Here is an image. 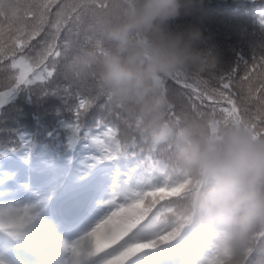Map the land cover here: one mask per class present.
<instances>
[{
    "label": "snow or ice",
    "instance_id": "obj_1",
    "mask_svg": "<svg viewBox=\"0 0 264 264\" xmlns=\"http://www.w3.org/2000/svg\"><path fill=\"white\" fill-rule=\"evenodd\" d=\"M50 27L41 36L14 32L0 20V133L9 130L5 121L22 115L13 103L19 94L41 104L62 100L47 134L52 144L20 129L13 141L0 143V264H135L141 256L149 264H235L185 207L190 178L88 85L65 78L60 58L71 36L59 19ZM205 56L215 86L177 73L172 81L189 90L178 94L181 100L229 119L243 113L264 130V39L252 46L251 60L239 57L228 71L217 73L216 57ZM169 115L176 117L174 108ZM34 173L47 177L43 193L31 183ZM98 209L104 215L86 226Z\"/></svg>",
    "mask_w": 264,
    "mask_h": 264
},
{
    "label": "clouds",
    "instance_id": "obj_2",
    "mask_svg": "<svg viewBox=\"0 0 264 264\" xmlns=\"http://www.w3.org/2000/svg\"><path fill=\"white\" fill-rule=\"evenodd\" d=\"M205 3L130 0L123 22L108 33L119 51L89 53L81 63L88 66L99 55V83L109 99L118 106L135 100L142 103L143 116L155 113L154 119H162L167 82L201 59L198 45L204 41L199 27L174 30L172 25ZM129 48L133 55L120 54ZM171 131L167 122L153 129V144ZM178 135L182 145L174 166L190 178L185 196L201 227L225 246L243 247L264 233V130L237 117L210 125L192 121Z\"/></svg>",
    "mask_w": 264,
    "mask_h": 264
},
{
    "label": "trees",
    "instance_id": "obj_3",
    "mask_svg": "<svg viewBox=\"0 0 264 264\" xmlns=\"http://www.w3.org/2000/svg\"><path fill=\"white\" fill-rule=\"evenodd\" d=\"M55 5L62 7L57 10ZM129 6L130 0H0V20L10 24L14 32L40 33L44 36L54 31L50 27V22L54 18L59 19L64 34L70 35L72 40L68 50L60 58V67L65 78L76 84L88 85L100 99L107 101L113 111H119L134 125L141 140L164 154L174 165L175 156L182 145L178 135L181 128L192 121L210 125L212 122L225 121L229 118L218 112L211 114L207 108L204 110L190 108L178 95L189 90L182 89L172 79L167 82L164 89L166 103L162 119H154L155 113L151 116H143L142 103H137L135 100L126 101L118 106L115 99H109L107 90L102 89L99 83V55L88 66L81 61L90 59L89 53L119 51L118 43L111 40L108 33L123 22ZM57 11L59 16L54 17L53 14ZM262 19H264V0H210V2L206 0V3L193 14L181 17L172 25L174 30L194 25L199 27L204 35V41L198 45V51L202 53L201 59L180 73L191 74L197 79L208 81L210 86H215L209 78V72L214 70L206 68L205 54L212 52L216 57L217 73L228 71L239 57L251 60L252 46L264 39ZM67 28L72 29L70 34L66 32ZM40 47H43V43ZM120 54L129 57L133 55V50L129 48ZM207 62L211 63L210 60ZM239 74H244L243 65ZM3 81L4 77L0 75V83ZM34 100L35 97L30 101L24 93L17 96L13 103L22 110V115L18 117L13 115V118L5 121L9 130L0 133V143L13 141L17 129L35 133L38 143H53L52 138L47 134L56 124V110L61 107L62 100L55 96L45 98L42 104L35 103ZM173 108L176 112L175 118L169 115ZM237 115L248 120L247 115L243 113ZM165 122L172 131L165 141L154 145L153 129L159 131ZM0 180H3L2 175ZM185 207H189L187 200ZM196 219L201 226L199 219ZM261 234L264 233L257 234L243 247L237 246L235 242L226 246L225 250L229 252L235 264H264V239H259ZM250 255L251 262H249ZM145 261L149 263L148 259L143 257L142 262Z\"/></svg>",
    "mask_w": 264,
    "mask_h": 264
},
{
    "label": "rangeland",
    "instance_id": "obj_4",
    "mask_svg": "<svg viewBox=\"0 0 264 264\" xmlns=\"http://www.w3.org/2000/svg\"><path fill=\"white\" fill-rule=\"evenodd\" d=\"M27 178L28 177L25 175V172L22 170L20 176L18 177L19 181L21 183H23L27 180ZM46 179H47L46 176L39 174L35 178V180L32 182L33 187H35L36 189L40 190L41 193H43L44 189L47 187ZM121 202H122V200H120L118 198L117 203H121ZM104 212H105V209H98L96 211V213L88 219L86 226L90 225V224L94 223L96 220H98L101 216L104 215Z\"/></svg>",
    "mask_w": 264,
    "mask_h": 264
}]
</instances>
